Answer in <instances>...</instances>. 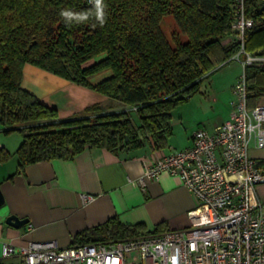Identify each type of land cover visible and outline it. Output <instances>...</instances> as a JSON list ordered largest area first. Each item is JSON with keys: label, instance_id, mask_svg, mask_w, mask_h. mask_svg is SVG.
Listing matches in <instances>:
<instances>
[{"label": "trees", "instance_id": "1", "mask_svg": "<svg viewBox=\"0 0 264 264\" xmlns=\"http://www.w3.org/2000/svg\"><path fill=\"white\" fill-rule=\"evenodd\" d=\"M234 5L235 0H102L100 23L94 0H0V129L21 135L13 152L0 147V162L15 156L18 172L40 160L69 159L85 147L118 153L148 143L166 146L171 109L239 49ZM244 6L253 19L244 47L264 58V0H244ZM65 10L88 19L67 20L61 16ZM167 14L181 37L176 33L169 40L163 32ZM26 63L119 105L93 103L60 117L56 107L22 87ZM244 75L252 107L264 97V59L246 65ZM163 230L164 222L153 229ZM146 232L143 223L126 224L112 216L76 233L72 242L116 241Z\"/></svg>", "mask_w": 264, "mask_h": 264}, {"label": "crops", "instance_id": "2", "mask_svg": "<svg viewBox=\"0 0 264 264\" xmlns=\"http://www.w3.org/2000/svg\"><path fill=\"white\" fill-rule=\"evenodd\" d=\"M230 62L232 60L225 64ZM105 73L109 74V71ZM221 76H225V72ZM235 80L232 78L225 85L222 77L218 82L225 91V106L222 115L210 126L211 130L230 117ZM212 84H216L214 80H208L207 84L203 81L194 93L198 94L197 97L193 94L186 104L194 102L192 106L204 111L205 104L210 101L214 108L219 96L212 91ZM21 85L41 102L56 107L60 117L80 113L93 103L103 105L109 99L30 63L23 67ZM182 118L179 116V120ZM179 120L176 115H171L172 134L164 147L148 143L118 153L100 147H85L69 159L40 160L27 164L18 172L15 156L0 162V190L4 197L0 205V264H19L22 260L18 252L2 256L3 244L18 247L30 240L55 239L60 246L72 245L76 233L112 216L126 224L143 223L150 231L160 222H164L167 229L186 226L189 222L187 212L197 199L179 176L162 172L158 178H146L143 188L136 182L143 175L145 159L192 144L193 132L198 127L184 131L179 127L175 129ZM20 141L21 135L17 131L5 133L0 129V147L13 152ZM249 153L264 162V147L251 145ZM82 194H90L93 198L83 199ZM256 196L264 199V183L257 185ZM9 214L27 221L18 227L13 226L6 222ZM130 262L142 264L137 258L130 259Z\"/></svg>", "mask_w": 264, "mask_h": 264}, {"label": "built area", "instance_id": "3", "mask_svg": "<svg viewBox=\"0 0 264 264\" xmlns=\"http://www.w3.org/2000/svg\"><path fill=\"white\" fill-rule=\"evenodd\" d=\"M232 28L240 41L231 56L242 71L232 86L230 117L213 130L198 127L190 146L144 160L145 179L162 172L180 177L197 199L187 212L186 226L116 241L60 246L55 239L30 240L15 247L3 244L1 254L20 253L19 264H264V199L256 187L264 183V162L249 153L264 147V104L247 106L244 68L260 59L247 51L244 32L253 25L244 0H235ZM83 199L93 198L82 194Z\"/></svg>", "mask_w": 264, "mask_h": 264}, {"label": "rangeland", "instance_id": "4", "mask_svg": "<svg viewBox=\"0 0 264 264\" xmlns=\"http://www.w3.org/2000/svg\"><path fill=\"white\" fill-rule=\"evenodd\" d=\"M160 25H161V28L163 29V32L165 33V35L168 37L169 40H172L173 35L176 33L179 37H181L180 36L181 33L179 32L177 25L175 23V20L171 14L165 15ZM103 54L104 53L99 54L96 58L98 59L101 58ZM89 62L91 61H88V63ZM225 63L227 64V62ZM225 63H224L225 66H223L222 64L223 67L221 66V68L217 66L216 68L212 69L213 72H211V74L209 75L210 77L208 76L209 77L208 80L210 81L214 80V82L216 83V84H212L211 88H213L212 91H215L216 93H218V96H219L218 103H216L213 108L212 107L213 102L209 101L208 104H205V107H204L205 110L203 111V108L198 109L196 106H192L194 102H192L191 104H186L188 100L178 102L171 109V115L172 114L176 115V118L178 120H179V116H182L183 120H179L180 123L177 122L175 129L176 127H179L181 128L182 131H184L185 129H188V130L191 129L192 127L194 128L202 127V128H206L207 130L211 131L210 126L212 125L214 120L217 119L219 115H222L221 111H223L224 106H225L224 105L225 91L223 89L222 84L218 83L219 80H221L222 77L225 78V81H222V82L226 85V83L228 84L232 78L233 80L237 79L238 77L237 75H239L241 72V64L239 62L232 60V62H230L229 65H226ZM229 67L231 68V70H229L230 69ZM224 72H225V76H221L222 74H224ZM103 74L104 72L102 74L95 75L91 78V80L96 81L100 79ZM228 77L230 79H228ZM208 80H206L205 78V80L203 81H205V83L207 84ZM197 95L198 94H196L195 96L197 97ZM259 103L264 104V97L260 98ZM103 105L117 107L119 103L116 100L108 99V101H105Z\"/></svg>", "mask_w": 264, "mask_h": 264}, {"label": "clouds", "instance_id": "5", "mask_svg": "<svg viewBox=\"0 0 264 264\" xmlns=\"http://www.w3.org/2000/svg\"><path fill=\"white\" fill-rule=\"evenodd\" d=\"M95 8H96V18L103 23L104 21V11L102 7V0H94ZM61 16L65 17L67 20H77V21H84L88 19L86 15H77L71 11H62Z\"/></svg>", "mask_w": 264, "mask_h": 264}, {"label": "water", "instance_id": "6", "mask_svg": "<svg viewBox=\"0 0 264 264\" xmlns=\"http://www.w3.org/2000/svg\"><path fill=\"white\" fill-rule=\"evenodd\" d=\"M3 202H4V197H3L2 192L0 190V205H2ZM26 221H27V219L19 218L18 216L14 215V214H9L6 217V222L13 225V226H16V227L24 224Z\"/></svg>", "mask_w": 264, "mask_h": 264}]
</instances>
